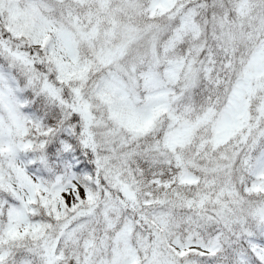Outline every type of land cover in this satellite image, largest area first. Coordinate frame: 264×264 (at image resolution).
<instances>
[{
	"label": "snow or ice",
	"instance_id": "6c2138e0",
	"mask_svg": "<svg viewBox=\"0 0 264 264\" xmlns=\"http://www.w3.org/2000/svg\"><path fill=\"white\" fill-rule=\"evenodd\" d=\"M0 264H264V0H0Z\"/></svg>",
	"mask_w": 264,
	"mask_h": 264
}]
</instances>
